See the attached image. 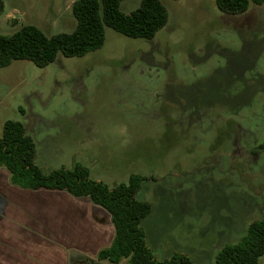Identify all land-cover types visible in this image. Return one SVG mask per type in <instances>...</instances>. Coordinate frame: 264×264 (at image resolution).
<instances>
[{
    "label": "rangeland",
    "instance_id": "374dc122",
    "mask_svg": "<svg viewBox=\"0 0 264 264\" xmlns=\"http://www.w3.org/2000/svg\"><path fill=\"white\" fill-rule=\"evenodd\" d=\"M74 1L3 0L0 35L72 32ZM161 1L168 22L151 39L107 26L84 56L0 68V139L18 120L45 172L81 164L110 186L145 176L136 198L152 206L142 224L157 258L216 264L264 216V3L230 14L216 0Z\"/></svg>",
    "mask_w": 264,
    "mask_h": 264
},
{
    "label": "trees",
    "instance_id": "16d2710c",
    "mask_svg": "<svg viewBox=\"0 0 264 264\" xmlns=\"http://www.w3.org/2000/svg\"><path fill=\"white\" fill-rule=\"evenodd\" d=\"M264 0H216L218 8L230 14L246 12L251 4ZM4 10L0 0V14ZM76 28L72 32L47 35L35 25H24L12 35H0V68L14 60H30L38 67L54 62L59 53L67 57L84 56L101 48L106 27L134 38H153L168 22L169 14L161 0H141L130 13L121 10L120 0H75L72 5ZM0 168L10 174L13 185L31 190L66 191L75 197H88L111 215L115 235L110 246L96 257L85 256L90 264H198L183 252L158 259L147 242L142 221L152 209L149 202L138 200L137 192L145 176L131 174L126 182L110 186L90 176L81 164L62 166L45 172L36 163V143L25 125L18 120L4 123L0 139ZM264 255V216L252 221L239 243L228 244L216 256V264H258Z\"/></svg>",
    "mask_w": 264,
    "mask_h": 264
},
{
    "label": "crops",
    "instance_id": "0c3cea01",
    "mask_svg": "<svg viewBox=\"0 0 264 264\" xmlns=\"http://www.w3.org/2000/svg\"><path fill=\"white\" fill-rule=\"evenodd\" d=\"M114 235L109 212L88 197L22 188L0 170V264H69L72 249L94 258Z\"/></svg>",
    "mask_w": 264,
    "mask_h": 264
},
{
    "label": "water",
    "instance_id": "95a60500",
    "mask_svg": "<svg viewBox=\"0 0 264 264\" xmlns=\"http://www.w3.org/2000/svg\"><path fill=\"white\" fill-rule=\"evenodd\" d=\"M85 254L78 251V250H70L69 252V264H77V259L85 258ZM98 264H111V263H104L103 261H97ZM120 264H126V261L121 262Z\"/></svg>",
    "mask_w": 264,
    "mask_h": 264
},
{
    "label": "flooded vegetation",
    "instance_id": "af4514ba",
    "mask_svg": "<svg viewBox=\"0 0 264 264\" xmlns=\"http://www.w3.org/2000/svg\"><path fill=\"white\" fill-rule=\"evenodd\" d=\"M77 264H90V263L84 258H79L77 259Z\"/></svg>",
    "mask_w": 264,
    "mask_h": 264
}]
</instances>
